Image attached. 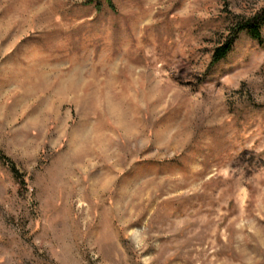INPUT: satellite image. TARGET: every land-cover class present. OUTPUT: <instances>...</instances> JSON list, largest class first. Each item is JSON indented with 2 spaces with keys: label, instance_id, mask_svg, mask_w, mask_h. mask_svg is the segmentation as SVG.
<instances>
[{
  "label": "rangeland",
  "instance_id": "obj_1",
  "mask_svg": "<svg viewBox=\"0 0 264 264\" xmlns=\"http://www.w3.org/2000/svg\"><path fill=\"white\" fill-rule=\"evenodd\" d=\"M112 2L0 0V264H264V0Z\"/></svg>",
  "mask_w": 264,
  "mask_h": 264
},
{
  "label": "trees",
  "instance_id": "obj_2",
  "mask_svg": "<svg viewBox=\"0 0 264 264\" xmlns=\"http://www.w3.org/2000/svg\"><path fill=\"white\" fill-rule=\"evenodd\" d=\"M106 4L110 9H115L112 0H105ZM102 5H98L101 9ZM264 7H262L255 15L249 18L237 19L231 28L228 39L225 44L215 50L213 55V63L215 66L226 60L233 50L235 43L238 41L239 37L243 33H247L251 39L264 45ZM0 160L10 167L11 171L14 173L15 177L19 179L21 184L25 185V181L22 179L20 173L17 171L15 165L0 152Z\"/></svg>",
  "mask_w": 264,
  "mask_h": 264
}]
</instances>
